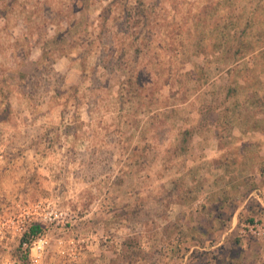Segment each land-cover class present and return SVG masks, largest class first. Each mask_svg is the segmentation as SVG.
<instances>
[{"label":"rangeland","instance_id":"obj_1","mask_svg":"<svg viewBox=\"0 0 264 264\" xmlns=\"http://www.w3.org/2000/svg\"><path fill=\"white\" fill-rule=\"evenodd\" d=\"M62 59L75 73L58 69ZM225 72L264 75V0H0V158L51 156L53 186L32 158L13 174L25 178L23 202L45 198L67 215L42 227L40 264H264V237L241 232L264 212L246 214L229 240L185 241L180 205L196 195L180 122L191 95ZM232 76L214 88L231 95ZM13 91L26 94L18 112L63 102L34 149L5 138ZM4 194L0 214L11 210ZM2 249L30 264L17 237Z\"/></svg>","mask_w":264,"mask_h":264},{"label":"crops","instance_id":"obj_2","mask_svg":"<svg viewBox=\"0 0 264 264\" xmlns=\"http://www.w3.org/2000/svg\"><path fill=\"white\" fill-rule=\"evenodd\" d=\"M61 61L63 66L61 68L58 65V69H64V73H75V69L71 68L72 60ZM230 74L231 72L220 73L211 78L206 84L208 87L202 91V96H196L201 91L191 95L186 102L189 104L188 110H191L190 118L184 123L180 122L184 125L183 131L188 135L186 168L189 190L192 195H196L180 205L183 213L187 210V229L184 232L186 243L193 242L196 235L202 241L209 240L211 236L219 238L220 241L229 240L234 230L242 223L241 218L252 212H264V75L260 73L249 76L241 72L233 76ZM230 76L231 95L223 88H214L217 82L221 83L222 79ZM32 95L31 91L28 96ZM48 95L50 96L46 98H54L53 95ZM10 98L14 100V104H11V121L7 124L10 132L5 137L10 139L9 146L33 145L34 149L45 141L39 133L62 120L63 102H48L42 105L25 102L21 109L23 111L18 112L15 102L18 98L21 101L25 99V92L13 91ZM206 108H212L210 112L216 114L214 119L206 115ZM15 114L17 116L13 117ZM31 129L36 131L32 134L29 132ZM14 133L24 134L14 137ZM183 140L184 138L182 142ZM34 153H26L23 157L12 151L7 157H3L4 159L0 158V163L3 164L0 165V195L8 193L2 197H7L11 205L10 212L0 215L15 213L19 206L32 202H23V193L19 192L20 186L25 182V178H22L24 181L20 179L21 173L31 169L30 158L34 159L33 162L37 164L40 172L44 173L46 170L45 174L49 179H44V185L47 188L49 184L53 186L49 166L43 163L51 156L44 157ZM18 163H25V166H17ZM14 166H17L19 176H14ZM42 199L45 198L38 200ZM50 226L53 225H47V229H50ZM16 237L8 236L0 245L6 246L8 241ZM18 241L17 237V243ZM47 247L39 260L35 263L29 261L30 264H40L46 255ZM6 253L4 249L0 251L1 264L16 262L15 258L12 259Z\"/></svg>","mask_w":264,"mask_h":264},{"label":"built area","instance_id":"obj_3","mask_svg":"<svg viewBox=\"0 0 264 264\" xmlns=\"http://www.w3.org/2000/svg\"><path fill=\"white\" fill-rule=\"evenodd\" d=\"M66 216V212L54 208L46 199L25 203L15 213L0 215V242L8 236H17L20 255L27 256L30 262L35 263L47 247L49 239L42 230L33 233L29 227L34 223L42 227L59 225ZM241 232L264 237V223L254 220L243 225Z\"/></svg>","mask_w":264,"mask_h":264},{"label":"trees","instance_id":"obj_4","mask_svg":"<svg viewBox=\"0 0 264 264\" xmlns=\"http://www.w3.org/2000/svg\"><path fill=\"white\" fill-rule=\"evenodd\" d=\"M142 17L144 18V20L147 21L148 18L145 17V15H142ZM29 228H30V232H33V233L38 232L43 229L39 223H34Z\"/></svg>","mask_w":264,"mask_h":264}]
</instances>
